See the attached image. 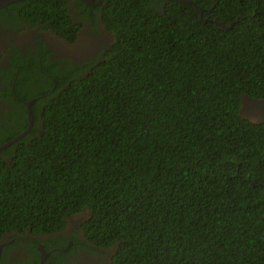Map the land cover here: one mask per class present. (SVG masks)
Listing matches in <instances>:
<instances>
[{
	"label": "trees",
	"instance_id": "1",
	"mask_svg": "<svg viewBox=\"0 0 264 264\" xmlns=\"http://www.w3.org/2000/svg\"><path fill=\"white\" fill-rule=\"evenodd\" d=\"M97 17L113 38L102 56L11 61L0 145L28 126L24 102L32 123L0 149V239L50 236L81 213L72 258L264 264V122L241 112L264 103V0H24L0 25L73 43Z\"/></svg>",
	"mask_w": 264,
	"mask_h": 264
},
{
	"label": "flooded vegetation",
	"instance_id": "2",
	"mask_svg": "<svg viewBox=\"0 0 264 264\" xmlns=\"http://www.w3.org/2000/svg\"><path fill=\"white\" fill-rule=\"evenodd\" d=\"M69 15L72 18L76 17L71 8H69ZM82 24L73 43L66 42L63 38L46 29L44 25L38 23L23 22L18 25H0V125L12 126V123L6 118L11 105L9 102L14 82V74L10 70L12 60L16 59V61L22 63L25 62L23 61L24 57L30 59L33 56L40 57L44 54L50 60L61 64L60 60L64 59L63 57L68 58L71 62L81 63L102 56L101 52L106 50L113 40L112 33L103 26L98 17L95 19V25H98V29L93 33L89 28V24L83 20ZM41 47H43V50H41ZM27 54L29 56H26ZM241 112L252 121L264 122L263 102L244 98ZM81 215V213H78L74 217L67 218L64 229L50 236H32L29 234L17 236L16 233L4 235L0 239V262L2 261V264H25L26 260L32 261V258L37 255L38 262H40L41 252L39 248L41 247L46 254L45 258H48L51 254H57L59 251L67 253L66 258L63 257V264H108L107 258L98 255L93 256L95 253L87 254L81 251L77 257L72 258L74 253L72 251L68 252V249L72 247V241L69 240L66 243V237L72 231L79 235ZM55 237L58 239L60 246L65 244L64 248L53 247L52 240ZM15 238L22 239L16 244ZM7 239L11 240L8 241ZM32 239L41 242L34 249L25 246ZM45 242L49 244L47 246L48 250L43 248Z\"/></svg>",
	"mask_w": 264,
	"mask_h": 264
},
{
	"label": "water",
	"instance_id": "3",
	"mask_svg": "<svg viewBox=\"0 0 264 264\" xmlns=\"http://www.w3.org/2000/svg\"><path fill=\"white\" fill-rule=\"evenodd\" d=\"M20 1H24V0H0V9H3L13 3H16V2H20ZM81 3L87 5V6H90V7H97L99 6L103 0H97V1H92V0H79ZM216 25H219L221 27H224L223 24H220L218 23L217 21H214ZM29 104H30V101L28 102H25L24 103V106H25V109H26V119H27V122H28V126L26 127V129L24 131H22L21 133H19L16 137H14L12 140L0 145V149H3L7 146H9L13 141L17 140L18 138H21L25 133H27V131L30 129L31 127V123H32V118H31V115H30V111H29ZM40 252H41V256H40V262L39 264H42L46 254L45 252L42 251V248L40 247L39 248Z\"/></svg>",
	"mask_w": 264,
	"mask_h": 264
},
{
	"label": "bare ground",
	"instance_id": "4",
	"mask_svg": "<svg viewBox=\"0 0 264 264\" xmlns=\"http://www.w3.org/2000/svg\"><path fill=\"white\" fill-rule=\"evenodd\" d=\"M1 10V9H0ZM43 262H44V260H43ZM43 262H42V264H43Z\"/></svg>",
	"mask_w": 264,
	"mask_h": 264
},
{
	"label": "clouds",
	"instance_id": "5",
	"mask_svg": "<svg viewBox=\"0 0 264 264\" xmlns=\"http://www.w3.org/2000/svg\"><path fill=\"white\" fill-rule=\"evenodd\" d=\"M24 103H25V102H24ZM24 103H23V104H24ZM25 110H26V109H25ZM25 134H26V133H25Z\"/></svg>",
	"mask_w": 264,
	"mask_h": 264
}]
</instances>
